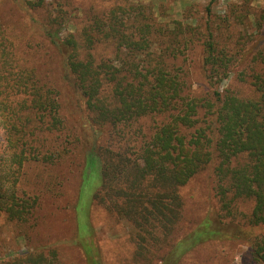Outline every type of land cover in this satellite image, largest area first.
<instances>
[{"label":"trees","instance_id":"1","mask_svg":"<svg viewBox=\"0 0 264 264\" xmlns=\"http://www.w3.org/2000/svg\"><path fill=\"white\" fill-rule=\"evenodd\" d=\"M215 1L185 0L168 21L154 3H92L70 31L71 0H0V211L8 220L36 228L51 170L71 157L81 168L68 240L78 264H105L92 205L126 225L130 264H187L201 246L239 241L244 264H264V6L234 0L216 12ZM230 79L250 92L222 87ZM145 117L159 121L145 129ZM29 162L45 171L34 191L19 186ZM202 171L210 201L187 219L181 189ZM92 173L99 181L82 216ZM247 202L248 212L240 209ZM58 243L0 264H60Z\"/></svg>","mask_w":264,"mask_h":264},{"label":"rangeland","instance_id":"2","mask_svg":"<svg viewBox=\"0 0 264 264\" xmlns=\"http://www.w3.org/2000/svg\"><path fill=\"white\" fill-rule=\"evenodd\" d=\"M159 6V10L165 15L166 21L176 18L184 9L185 0H132ZM187 2H206L207 0H186ZM234 0H216L215 11L224 12L227 5ZM113 0H71L66 6L73 13L67 30L73 31L82 25L84 11L90 4L108 5ZM253 6H264V0H251ZM158 10V12H159ZM157 14V12H156ZM30 35L25 32L24 35ZM192 88L198 89L199 83L195 81L194 68L191 67ZM230 85L239 90L240 94L250 92L248 86L243 82L233 79L225 81L222 87ZM77 117H79L77 115ZM145 129L154 126L159 121L158 117L143 118ZM140 133H137L139 136ZM68 140H72L69 137ZM2 143V132L0 130V146ZM70 144V143H69ZM71 144L72 141H71ZM72 156V155H71ZM71 158V157H70ZM52 168L51 173L57 177H52L51 190L47 195H42V203L38 209L39 223L36 228L27 230L26 224L18 225L15 221H10L0 211V259L12 258L15 254L26 252L33 246L40 243H58L60 264H78L80 253L74 249L73 244L68 241L74 227L73 201L79 184L81 168L78 167V159L71 158ZM72 162V163H71ZM210 172V169H209ZM208 171H202L182 187L181 193L184 199V216L187 219L197 220L207 209V202L210 201L211 178ZM45 174L39 165L29 162L24 167V175L20 180V188L32 191L41 181V176ZM51 178V177H49ZM99 178L95 173L89 175L84 186V195L80 202V215L86 216L88 206L87 196L98 184ZM250 202H247L240 209L248 212ZM90 221L93 225V237L99 246L102 260L105 264H130L132 244L126 237V225L110 217L102 208L92 205L88 211ZM243 214V213H242ZM81 216V217H82ZM243 216V215H241ZM28 232V235H26ZM245 245L239 241L233 244L223 242L222 244H206L201 246L188 259L187 264H244Z\"/></svg>","mask_w":264,"mask_h":264}]
</instances>
